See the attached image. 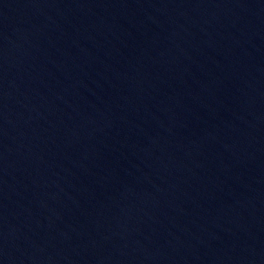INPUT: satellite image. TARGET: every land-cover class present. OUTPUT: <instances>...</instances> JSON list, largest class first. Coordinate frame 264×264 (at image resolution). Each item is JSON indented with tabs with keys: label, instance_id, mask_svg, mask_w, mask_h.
Segmentation results:
<instances>
[{
	"label": "water",
	"instance_id": "95a60500",
	"mask_svg": "<svg viewBox=\"0 0 264 264\" xmlns=\"http://www.w3.org/2000/svg\"><path fill=\"white\" fill-rule=\"evenodd\" d=\"M0 264H264V0H0Z\"/></svg>",
	"mask_w": 264,
	"mask_h": 264
}]
</instances>
